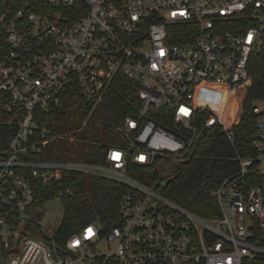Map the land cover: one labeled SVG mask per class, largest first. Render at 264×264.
<instances>
[{
    "label": "built area",
    "instance_id": "2783aa9c",
    "mask_svg": "<svg viewBox=\"0 0 264 264\" xmlns=\"http://www.w3.org/2000/svg\"><path fill=\"white\" fill-rule=\"evenodd\" d=\"M263 30L264 0H39L16 11L0 3L1 109L16 128L0 152V261L264 264V109L252 107L254 157H239L237 171L210 191L215 217L200 218L133 176L184 160L201 126L233 142L236 89L249 78ZM118 76L137 86L140 105L115 128L121 143L103 163L37 159L55 138L38 131L36 112L73 86L97 103ZM202 85L222 89V113L197 105ZM161 110L182 137L155 125L152 113ZM200 111L208 117L199 126ZM76 174L128 191L116 222L89 223L59 243V227L46 231L40 220L50 201L74 196Z\"/></svg>",
    "mask_w": 264,
    "mask_h": 264
},
{
    "label": "trees",
    "instance_id": "16d2710c",
    "mask_svg": "<svg viewBox=\"0 0 264 264\" xmlns=\"http://www.w3.org/2000/svg\"><path fill=\"white\" fill-rule=\"evenodd\" d=\"M38 1L0 0V3L3 9L16 11L25 3L35 5ZM248 74V80L236 89V116L231 124L233 142H229L218 128L201 126L193 147L169 176H175V179L166 187L162 184L168 177L160 176L154 168H137L133 176L180 208L203 219L215 217L218 210L210 191L237 171L239 157H254L251 148L255 130L252 107L255 102L264 100V42L250 57ZM137 91V86L122 76L113 80L97 103L83 98L74 86L66 89L58 103L47 111L36 112L38 131L46 129L48 138H55L37 159L102 164L107 150L121 143L115 128L126 117L134 116L140 105ZM3 97L0 94V152L8 150L16 130L9 115L1 109ZM198 115L197 125L200 126L208 113L200 111ZM152 120L157 127L171 133L183 132L172 123L167 110L152 113ZM70 133L72 136L68 137ZM73 178L75 194L62 200L64 214L55 235L59 243L89 223L108 227L116 222L120 195L128 191L126 187L99 176L76 174ZM38 195L44 199L48 197L42 188H39Z\"/></svg>",
    "mask_w": 264,
    "mask_h": 264
},
{
    "label": "rangeland",
    "instance_id": "374dc122",
    "mask_svg": "<svg viewBox=\"0 0 264 264\" xmlns=\"http://www.w3.org/2000/svg\"><path fill=\"white\" fill-rule=\"evenodd\" d=\"M262 35V42H264L263 32ZM254 105H257L260 109H264V101L255 102ZM183 161L184 160L172 159L169 161L159 162L157 165L159 174L163 177H169L173 172L176 171V168ZM63 214V203L58 199H54L50 201L47 207L44 209V215L40 220L41 225L46 231L53 232L59 227Z\"/></svg>",
    "mask_w": 264,
    "mask_h": 264
},
{
    "label": "bare ground",
    "instance_id": "6f19581e",
    "mask_svg": "<svg viewBox=\"0 0 264 264\" xmlns=\"http://www.w3.org/2000/svg\"><path fill=\"white\" fill-rule=\"evenodd\" d=\"M225 98L220 87L215 85H202L197 94V105H208L218 113H222Z\"/></svg>",
    "mask_w": 264,
    "mask_h": 264
},
{
    "label": "water",
    "instance_id": "95a60500",
    "mask_svg": "<svg viewBox=\"0 0 264 264\" xmlns=\"http://www.w3.org/2000/svg\"><path fill=\"white\" fill-rule=\"evenodd\" d=\"M174 179H175V176L166 179V180L163 182L162 186H163V187H166V186H167L170 182H172Z\"/></svg>",
    "mask_w": 264,
    "mask_h": 264
}]
</instances>
